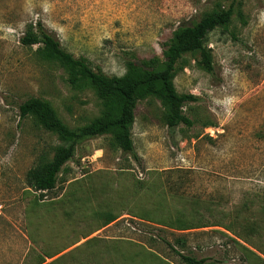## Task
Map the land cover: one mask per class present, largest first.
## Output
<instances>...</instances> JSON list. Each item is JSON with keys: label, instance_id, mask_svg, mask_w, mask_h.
Returning <instances> with one entry per match:
<instances>
[{"label": "rangeland", "instance_id": "374dc122", "mask_svg": "<svg viewBox=\"0 0 264 264\" xmlns=\"http://www.w3.org/2000/svg\"><path fill=\"white\" fill-rule=\"evenodd\" d=\"M231 2L0 0V264H180L166 242L182 236L184 252L207 264H264L214 224L229 221L246 198L256 207L264 189V0H237L228 30L208 35L212 73L199 53L179 63L176 90L199 98L184 106L193 127L170 130L159 100L140 101L132 128L137 159L102 136L78 145L55 190L35 192L26 182L63 143L32 117L21 121L22 103L50 102L71 129L103 109L94 90L74 88L58 63L37 53L42 45L22 44L31 26L41 23L95 71L120 77L128 61L163 62L180 26ZM177 210L210 226L178 231L132 217ZM106 214L118 219L101 228Z\"/></svg>", "mask_w": 264, "mask_h": 264}, {"label": "trees", "instance_id": "16d2710c", "mask_svg": "<svg viewBox=\"0 0 264 264\" xmlns=\"http://www.w3.org/2000/svg\"><path fill=\"white\" fill-rule=\"evenodd\" d=\"M232 0L229 8L217 5L211 12L188 25L180 26L166 45L163 52L164 61L151 59L144 64L128 61L126 73L123 76L109 77L101 71H95L84 58H76L63 49L60 41L49 33L41 23L34 30L31 26L21 42L26 47L42 45L37 53L45 60L58 63L68 75V81L74 88H91L102 102V114L90 124L71 129L57 114L52 104L40 98H32L19 106L21 121L32 117L46 131L53 133L63 143L54 150L53 157L47 155L40 158L35 167L31 168L26 177L27 187L35 192H50L56 189L59 175L64 166L74 159L79 144L102 136H110L115 146L124 153H130L135 159L132 128L135 122V111L140 101L157 99L165 110V122L170 130L181 125L193 127L194 122L185 115L184 106L197 102L199 98L192 94H179L175 87V77L179 63L189 53H199L201 65L212 73L214 62L211 49L206 45L208 35L221 27L228 30L235 14V4ZM207 126H210L208 124ZM255 198V199H254ZM253 200H249L234 211L228 213L231 219L226 223L215 222V226L224 228L237 239L245 242L264 256V189L256 191ZM193 215L198 210L191 209ZM148 222L165 226L173 230L188 231L208 227L196 216L187 217L182 210H177L170 217H155L153 215H132ZM118 219V216L106 214L101 228ZM166 244L180 258V264H207V258H197L184 252L186 241L184 236L177 238L176 245ZM179 246L182 249L178 250ZM246 250L251 252L247 247ZM254 254V253H253ZM256 257L264 261L256 254ZM42 261L38 264H44ZM52 264V263H49Z\"/></svg>", "mask_w": 264, "mask_h": 264}]
</instances>
